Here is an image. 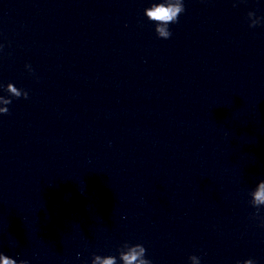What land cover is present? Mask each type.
<instances>
[{"label": "clouds", "instance_id": "obj_1", "mask_svg": "<svg viewBox=\"0 0 264 264\" xmlns=\"http://www.w3.org/2000/svg\"><path fill=\"white\" fill-rule=\"evenodd\" d=\"M243 0H234L233 7ZM186 11L185 0H153L151 5L144 9L145 17L155 25V33L159 39H170L172 32L169 28L170 24H176L179 17ZM246 21L249 28H256L264 25V16H258L255 11H249L246 15ZM5 45L0 43V53L3 52ZM26 70L34 75V69L30 64H25ZM0 90L6 92L8 95H0V116L8 115L9 108L12 103V98L28 99L29 95L26 90L17 88L13 83L9 82L7 85L0 83ZM249 204L255 209L251 219L258 220L260 226L264 228V180H260L256 187L249 192ZM119 254V261L122 264H152V261L146 258L147 250L140 244H129L124 242L117 249ZM77 259L80 258V253L76 254ZM190 264H201V259L197 255H190L188 257ZM0 264H30L27 259H14L8 255L0 252ZM90 264H118L117 257L113 255L101 256L93 253ZM236 264H257L253 258L245 259L243 261H236Z\"/></svg>", "mask_w": 264, "mask_h": 264}]
</instances>
